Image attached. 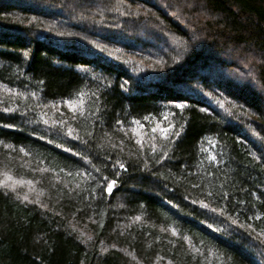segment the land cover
Segmentation results:
<instances>
[{
	"label": "trees",
	"instance_id": "trees-1",
	"mask_svg": "<svg viewBox=\"0 0 264 264\" xmlns=\"http://www.w3.org/2000/svg\"><path fill=\"white\" fill-rule=\"evenodd\" d=\"M4 181L0 264H264V0H0Z\"/></svg>",
	"mask_w": 264,
	"mask_h": 264
},
{
	"label": "snow or ice",
	"instance_id": "snow-or-ice-1",
	"mask_svg": "<svg viewBox=\"0 0 264 264\" xmlns=\"http://www.w3.org/2000/svg\"><path fill=\"white\" fill-rule=\"evenodd\" d=\"M10 91H11V90H10ZM33 95H35V94H33ZM93 102L95 103V101H93ZM177 107H178V108H183V105H177ZM18 110H19L18 108H15V109H14V108H12V107H4V108H3V111L6 112V113H7V112H16V111H18ZM80 115L83 116V113H81ZM74 119H75V117H74ZM143 119H144V120H148V117H144ZM44 123L47 124L48 121L45 120ZM116 123H117V125H119V124H121V123H123V122L117 120ZM132 123H139V121H133ZM7 126H8V127H11V125H7ZM62 126H63V124H61V127H62ZM172 127H174V126H173V125H169V128H172ZM153 131H155V129H153ZM161 131L164 132V133H167V132H168V129H161ZM67 134H68V135H72V134H73V129L69 128V129L67 130ZM89 135H91V133H89ZM173 135H175V136H179L180 133H179L178 131H174V132H173ZM40 138L43 139V137H40ZM76 138L79 139L80 137L77 136ZM137 143H140V142L137 141ZM9 147H10V146H9ZM20 151L23 152L24 149L21 148ZM25 154L27 155V153H25ZM216 159H217V158H216L215 156L210 157V160L213 161V162H215ZM117 163H118L119 168H121V169H124V168H125V165H124L123 163H120L119 161H118ZM97 171H99V170L97 169ZM104 179H105V181H107V178H106V177H105ZM0 183H2L4 187H13V186L8 185L6 181H4V182H0ZM115 183H116L115 180H112V181H110V182H107V186H106V189H105V190L110 192V191L112 190L113 185H114ZM194 187H195V185H194ZM13 190H14V187H13ZM209 195H212V193H209ZM222 198H223V197H222ZM23 199H24L25 201H27V200H28V196L25 195V196L23 197ZM204 206L207 207V205H204ZM137 219H139V217H137ZM257 219H259V217H257ZM172 232H173V235H176V231H175V229H173ZM184 239L187 240L188 238L185 237ZM197 250H198V249H197Z\"/></svg>",
	"mask_w": 264,
	"mask_h": 264
}]
</instances>
